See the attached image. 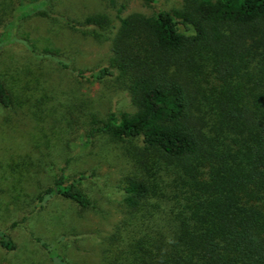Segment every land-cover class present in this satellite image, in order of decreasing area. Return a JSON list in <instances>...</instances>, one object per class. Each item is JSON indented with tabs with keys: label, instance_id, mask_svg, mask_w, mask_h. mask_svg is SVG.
Listing matches in <instances>:
<instances>
[{
	"label": "trees",
	"instance_id": "obj_1",
	"mask_svg": "<svg viewBox=\"0 0 264 264\" xmlns=\"http://www.w3.org/2000/svg\"><path fill=\"white\" fill-rule=\"evenodd\" d=\"M51 1L20 0L0 52L21 44L82 79L85 71L56 52H36L17 34L21 24L60 20L109 42L110 56L87 81L125 93L132 109L102 115L84 106L79 138L86 150L105 137L133 167L118 185L125 218L107 239L103 264H264V0H185L181 10L125 17L119 9L117 26L103 14L75 24ZM28 101L0 80L2 109ZM89 179L53 170L36 203L61 198L93 210L83 189ZM35 242L50 264H68L53 244ZM0 247L11 253L17 245L0 231Z\"/></svg>",
	"mask_w": 264,
	"mask_h": 264
},
{
	"label": "rangeland",
	"instance_id": "obj_2",
	"mask_svg": "<svg viewBox=\"0 0 264 264\" xmlns=\"http://www.w3.org/2000/svg\"><path fill=\"white\" fill-rule=\"evenodd\" d=\"M19 1L0 0V33ZM113 1L114 7L110 0H52L51 6L75 24L88 15L103 14L117 26L119 9L122 17L150 15L160 8L181 10L185 3L156 0L146 6L143 0ZM78 28L34 16L21 24L17 34L36 52H56L71 69L84 70L82 79L51 61H39L21 44L0 52V80L29 100L16 109L0 107V231L17 245L11 253L0 247V264H50L36 238L57 247L68 264H103L107 239L125 218L118 185L132 170L131 161L105 137L86 150L79 138L84 131V106L102 115L132 108L125 93H104L87 81L88 70L110 56L109 42L83 35ZM60 168L69 175L90 176L83 189L95 209L81 210L61 198L38 207L37 196L52 171Z\"/></svg>",
	"mask_w": 264,
	"mask_h": 264
}]
</instances>
